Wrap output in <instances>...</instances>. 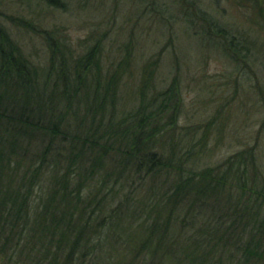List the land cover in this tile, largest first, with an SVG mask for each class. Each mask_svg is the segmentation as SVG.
I'll list each match as a JSON object with an SVG mask.
<instances>
[{"label":"trees","instance_id":"obj_1","mask_svg":"<svg viewBox=\"0 0 264 264\" xmlns=\"http://www.w3.org/2000/svg\"><path fill=\"white\" fill-rule=\"evenodd\" d=\"M207 20L243 61L247 48ZM45 38L48 61L33 63L0 19V264H123L129 256L130 264H264V180L244 167L255 164L253 152L196 169L197 143L184 145L180 134L159 153L157 135L178 115V82L146 96L151 80L143 78L141 103L125 109L119 98L122 114L115 115L117 82L100 74L97 40L74 55L67 41ZM91 81L94 103L79 115L86 134L60 129L50 106L59 96L69 106L72 89L79 93ZM167 112L163 126L156 123ZM109 159L114 169L104 166ZM96 172L102 178L90 194L85 188ZM224 189L236 198L213 202ZM111 227L117 233L110 238Z\"/></svg>","mask_w":264,"mask_h":264},{"label":"rangeland","instance_id":"obj_2","mask_svg":"<svg viewBox=\"0 0 264 264\" xmlns=\"http://www.w3.org/2000/svg\"><path fill=\"white\" fill-rule=\"evenodd\" d=\"M57 2H62V6H56ZM207 18L235 38L239 42L236 46L247 48L240 53L246 55L243 61L230 48L233 42L214 33ZM0 19L36 64L44 65L49 58L45 36L56 45L67 41L74 55L97 40L100 74L117 82L115 115L122 114L119 98L125 109L141 103L136 94L143 78L151 80L152 87L145 88L146 96L176 80L180 100L174 109L178 115L167 127L162 123L170 111L156 121L163 128L157 135L155 150L165 153L167 143L176 142L182 134L184 145L196 141L198 150L194 155L200 165L194 167L200 169L223 164L249 149L255 164L244 167L250 175L264 180V0H56L50 4L45 0H0ZM244 41L246 45L241 43ZM69 71L73 79L74 69ZM86 74L82 76L87 79L91 73ZM86 85L79 93H73L71 88L69 106L59 96L56 103L49 105L52 112L48 114L49 118L54 114L55 119H61L64 125L60 129L66 127L81 137L89 124L82 125L79 115H85L86 105L94 103V83ZM100 96L98 90L95 101ZM91 111L87 118L90 121ZM202 144L205 145L201 149ZM114 164L109 159L104 166L114 169ZM186 165L191 166V161ZM101 178V172H96L85 189L94 193ZM236 195L224 189L211 200L225 204ZM120 196L121 193L108 196V206L117 203ZM183 217L184 213H179L173 224L181 225ZM109 233L111 238L117 232L111 227ZM130 258L124 259L123 264H130ZM132 264L140 263L134 260Z\"/></svg>","mask_w":264,"mask_h":264}]
</instances>
